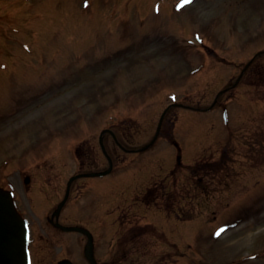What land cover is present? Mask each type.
<instances>
[{
    "label": "rangeland",
    "instance_id": "1",
    "mask_svg": "<svg viewBox=\"0 0 264 264\" xmlns=\"http://www.w3.org/2000/svg\"><path fill=\"white\" fill-rule=\"evenodd\" d=\"M122 1L0 0L1 15L9 13L30 19L28 27L32 31L30 34L27 28L20 30L19 26H9L8 36L3 39L9 55L0 50V184L12 187L16 202L31 227L32 264H54L67 253L70 242L45 223L38 225L37 221L49 219L50 212L64 196L66 182L78 172L79 164L72 147L81 143L83 123L88 128L89 142L97 151L98 163L94 170L103 171L108 165L97 141L103 128L111 126L117 119H135L137 126H133L135 129L129 131L128 137L135 147H127L142 148L153 138L163 110L169 104L181 101L180 93L193 89L199 106L207 108L216 94L228 85L229 70L225 64L214 63L204 51L186 46L193 33L199 34L201 40L200 44L192 40L193 46L202 45V49L208 46L210 29L200 22L208 20L213 0H196L186 9H178L175 0H168L167 9L156 2L151 7L148 0H139L140 13L136 12L138 0L123 5L120 4ZM114 5L120 6L119 12H123L117 18L109 16L118 12L112 10ZM144 12L148 13L141 14ZM186 23L194 32L187 27L179 30L178 27H184ZM146 34L151 35L148 45ZM224 52L222 50L218 55L224 56ZM230 53L234 59L239 56L250 58L253 54L239 55L234 51L225 55ZM107 56L111 58L106 61ZM42 57L47 60L44 65L39 62ZM7 62L12 64L8 73L1 68ZM198 68V77L185 79L181 85L182 72L187 76L191 69ZM68 76L71 80L65 78ZM84 76L88 79H82ZM111 81L114 83L108 86ZM53 83H56V89L46 92ZM125 95L128 96L123 98ZM117 97L123 102L112 111ZM128 97L131 102L125 100ZM223 99L224 96L220 101ZM22 101L25 106L17 104ZM180 111L171 107L165 117L177 120ZM180 113L185 117L184 126L189 125L193 117ZM194 124L200 133L196 135L199 141L197 153L202 154L206 148V157L200 156V160L211 162L206 171L212 172L216 167L214 160L222 156L230 134L236 146L231 163L236 175L229 181V190L199 197L192 210L195 218L177 220L158 207H146L140 202V199L145 201L142 196L146 187L160 182L159 178L173 167L175 150L164 139L139 155L126 158L119 152V159L126 158L120 163L113 157L117 155L111 139L105 137L109 155L118 162L111 176L115 179L113 183L117 180L118 187L113 183H102L99 178L84 180L92 181V185L88 183L81 187L77 183L82 185V181L73 185L65 212L72 213L71 217L76 221H87L92 227L96 220L123 221L132 226L140 221L152 224L154 230L146 229L148 234L151 232L150 254L146 258H136L138 254L135 253L150 245L141 244L143 239L140 242L136 239L132 245H126L123 252L119 251L121 264H152L160 252L173 253L179 244L182 251L188 253L180 264H264V192L259 193L264 188V162L247 163L245 153L250 155L254 150L243 152L240 149L242 140L248 138L264 144V86L259 88L257 83H247L237 90L235 99L226 109L214 108L195 119ZM180 128L181 123L174 122L176 140ZM192 131L193 128L187 130L189 134ZM15 143L19 145L13 147ZM258 152L256 147L252 156L256 158ZM192 158L189 152V161ZM38 162L39 172L33 169ZM212 175L208 173L209 178L204 181L214 187ZM26 176L31 178L28 187L24 182ZM256 183L261 184L252 187ZM251 188L255 192H250ZM138 193L141 198H137ZM146 195L152 196V192ZM39 198L45 200L44 206H39ZM257 198L263 206L248 218L249 215L244 214L246 209L251 211V207L246 206ZM25 203L31 204L32 208ZM36 206L37 217L33 211ZM187 208L190 207H182L180 211ZM48 211L44 217L43 213ZM82 225L86 227L84 223ZM95 231L99 235L97 227ZM156 231L162 233L163 242L154 237ZM66 237L74 241L76 233H68ZM189 243L194 250L187 246ZM131 247L132 251L125 253ZM103 249L102 252L99 250V256L106 251L104 239ZM70 252L79 254L77 243L70 247ZM73 261L85 263L81 256Z\"/></svg>",
    "mask_w": 264,
    "mask_h": 264
},
{
    "label": "water",
    "instance_id": "2",
    "mask_svg": "<svg viewBox=\"0 0 264 264\" xmlns=\"http://www.w3.org/2000/svg\"><path fill=\"white\" fill-rule=\"evenodd\" d=\"M0 206H5L9 215H13L9 207V203L6 197L0 194ZM9 223L5 229L3 226L5 224L2 216L0 215V264H25V254L23 252L22 245H16L11 239H9V233L6 230L12 227L20 228V223L15 218V223L12 218L8 219ZM17 242H22L23 233L20 229L17 237Z\"/></svg>",
    "mask_w": 264,
    "mask_h": 264
},
{
    "label": "snow or ice",
    "instance_id": "3",
    "mask_svg": "<svg viewBox=\"0 0 264 264\" xmlns=\"http://www.w3.org/2000/svg\"><path fill=\"white\" fill-rule=\"evenodd\" d=\"M192 0H181V3L179 4V8H183L185 7V5L191 3ZM157 11H159V6H157ZM217 235H219V233H217Z\"/></svg>",
    "mask_w": 264,
    "mask_h": 264
}]
</instances>
